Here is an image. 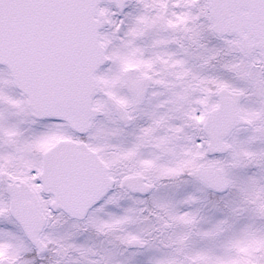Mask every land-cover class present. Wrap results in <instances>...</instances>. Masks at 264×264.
<instances>
[{
	"label": "snow or ice",
	"instance_id": "6c2138e0",
	"mask_svg": "<svg viewBox=\"0 0 264 264\" xmlns=\"http://www.w3.org/2000/svg\"><path fill=\"white\" fill-rule=\"evenodd\" d=\"M0 264H264V0H0Z\"/></svg>",
	"mask_w": 264,
	"mask_h": 264
}]
</instances>
